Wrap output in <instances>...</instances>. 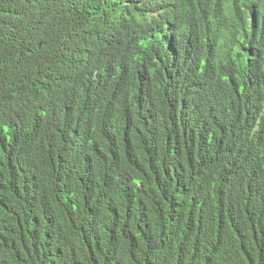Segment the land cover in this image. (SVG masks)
I'll list each match as a JSON object with an SVG mask.
<instances>
[{
    "label": "trees",
    "instance_id": "16d2710c",
    "mask_svg": "<svg viewBox=\"0 0 264 264\" xmlns=\"http://www.w3.org/2000/svg\"><path fill=\"white\" fill-rule=\"evenodd\" d=\"M0 264H264V0H0Z\"/></svg>",
    "mask_w": 264,
    "mask_h": 264
}]
</instances>
